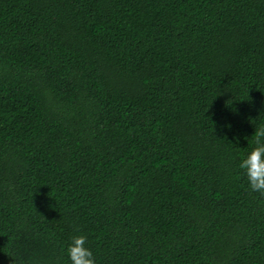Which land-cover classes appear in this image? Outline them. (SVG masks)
<instances>
[{
	"label": "trees",
	"instance_id": "obj_1",
	"mask_svg": "<svg viewBox=\"0 0 264 264\" xmlns=\"http://www.w3.org/2000/svg\"><path fill=\"white\" fill-rule=\"evenodd\" d=\"M257 122L264 0H0V264H264Z\"/></svg>",
	"mask_w": 264,
	"mask_h": 264
},
{
	"label": "clouds",
	"instance_id": "obj_2",
	"mask_svg": "<svg viewBox=\"0 0 264 264\" xmlns=\"http://www.w3.org/2000/svg\"><path fill=\"white\" fill-rule=\"evenodd\" d=\"M237 167L249 189L264 193V122L255 123L251 147L241 154ZM65 252L69 264H97L87 235L78 230L69 237Z\"/></svg>",
	"mask_w": 264,
	"mask_h": 264
}]
</instances>
